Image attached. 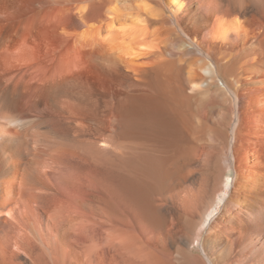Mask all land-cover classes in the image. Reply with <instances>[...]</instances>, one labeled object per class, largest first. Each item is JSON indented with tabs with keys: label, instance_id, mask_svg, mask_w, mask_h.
I'll return each mask as SVG.
<instances>
[{
	"label": "bare ground",
	"instance_id": "bare-ground-1",
	"mask_svg": "<svg viewBox=\"0 0 264 264\" xmlns=\"http://www.w3.org/2000/svg\"><path fill=\"white\" fill-rule=\"evenodd\" d=\"M0 264H264V0H0Z\"/></svg>",
	"mask_w": 264,
	"mask_h": 264
}]
</instances>
